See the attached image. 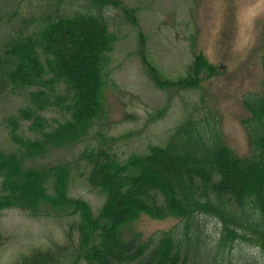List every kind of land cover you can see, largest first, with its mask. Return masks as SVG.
<instances>
[{
    "label": "trees",
    "instance_id": "16d2710c",
    "mask_svg": "<svg viewBox=\"0 0 264 264\" xmlns=\"http://www.w3.org/2000/svg\"><path fill=\"white\" fill-rule=\"evenodd\" d=\"M16 1L0 0V24ZM32 1L35 11L19 15L15 34L0 45V95L7 84L35 88L30 105L8 123L18 149L0 150V212L16 209L38 217L43 207L65 211L78 217L77 244L32 251L17 264H61L72 256L85 264H235L224 253L237 242L253 245L261 255L260 262L243 264H264V91L244 102L249 157L235 155L209 119L185 121L165 146L123 163L107 150L83 152L77 160L89 168L87 183L104 197L95 215L85 201L69 196L70 164L35 168L25 161L74 143L104 114L103 70L115 42L104 9L121 3L86 0L88 10L82 12L60 9L61 0ZM145 66L158 86L182 90L198 88L203 71L211 76L219 70L199 54L187 76L172 83ZM262 70L264 75V51ZM60 85L70 118L53 127L42 113L61 107L55 98ZM19 119L31 136L19 133ZM141 216L184 224L152 240L126 239L121 229ZM201 216L218 220L216 239Z\"/></svg>",
    "mask_w": 264,
    "mask_h": 264
},
{
    "label": "rangeland",
    "instance_id": "374dc122",
    "mask_svg": "<svg viewBox=\"0 0 264 264\" xmlns=\"http://www.w3.org/2000/svg\"><path fill=\"white\" fill-rule=\"evenodd\" d=\"M118 1L119 7L104 9L115 35L103 70L104 114L74 143L25 161L26 166L35 168L70 164L69 196L85 201L95 215L104 197L87 183L89 168L77 160L83 152L107 150L123 163L133 155H145L150 147L165 146L185 121L209 119L235 155L249 157V137L242 124L248 115L244 102L247 96L264 91V0ZM35 5L32 0H17L8 8L1 18L0 45L15 34L19 15L34 12ZM59 7L88 10L86 0H61ZM199 54L219 70L211 76L203 71L198 88L192 90L158 86L145 66L149 63L161 80L172 82L187 76ZM34 90L7 84L0 95V150L7 154L18 149L9 137L8 123L30 105ZM55 92L61 107L52 106L42 113L53 127L70 118L65 110L67 91L60 85ZM19 123V133L31 136L27 122L19 119ZM43 209L38 217L16 209L0 212V264H17L35 250L77 244L78 217L50 207ZM198 218L207 234L216 239L221 227L218 220ZM180 223L183 226L184 221L141 216L125 225L121 233L126 239L140 235L144 241L152 240ZM224 258L235 264L261 261L257 248L245 242L226 249ZM61 264L85 263L72 256Z\"/></svg>",
    "mask_w": 264,
    "mask_h": 264
}]
</instances>
